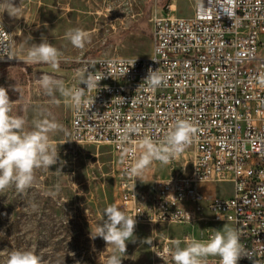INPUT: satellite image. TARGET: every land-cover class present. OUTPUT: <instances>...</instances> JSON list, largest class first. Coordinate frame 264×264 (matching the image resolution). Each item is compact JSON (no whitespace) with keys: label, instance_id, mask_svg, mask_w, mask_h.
Returning <instances> with one entry per match:
<instances>
[{"label":"built area","instance_id":"obj_1","mask_svg":"<svg viewBox=\"0 0 264 264\" xmlns=\"http://www.w3.org/2000/svg\"><path fill=\"white\" fill-rule=\"evenodd\" d=\"M185 1L187 13L176 14L173 4L154 13L150 54L79 58L71 89L86 88L77 70L104 78L86 90L87 103L77 107L70 99V138L109 144L120 156L117 206L136 224L228 223L250 254L238 264H264V0ZM3 9L0 62L16 64L21 58ZM149 69L166 82L151 87ZM177 120L195 128L192 143L167 164L183 173L157 178L152 195L141 199L140 180L128 169L146 151L145 138L158 144ZM217 184L231 188L210 194ZM173 241L153 245L154 264H174Z\"/></svg>","mask_w":264,"mask_h":264},{"label":"rangeland","instance_id":"obj_2","mask_svg":"<svg viewBox=\"0 0 264 264\" xmlns=\"http://www.w3.org/2000/svg\"><path fill=\"white\" fill-rule=\"evenodd\" d=\"M16 9L10 16L3 9L4 21L14 39V50L21 62H0V86L8 89L13 116H22L26 129L34 121L47 119L61 125L48 133L58 149L59 160L50 169L35 171V181L24 193L9 188L0 193V264H6L15 249L33 250L42 264H106L113 254L101 237L92 238L102 224L104 209L117 205L116 173L121 158L109 144H81L70 138V98L56 91L49 96L40 86V77L50 75L72 88L74 69L86 53L107 56H143L152 51L151 19L155 12L187 13L185 0H12ZM189 12V11H188ZM88 33L83 48L66 38L69 29ZM42 37L62 53L58 68L45 63L25 64L23 58ZM15 87L18 91L15 90ZM60 170V172L57 171ZM190 170H186L185 174ZM183 173L179 168L152 162L139 177L140 197L149 198L157 178ZM229 184L209 187L224 195ZM35 207H32V205ZM87 210V215H86ZM228 223L200 221L194 225L158 223L136 224L135 242H127L122 264H154L152 247L167 238L181 241L202 239L207 230H220ZM145 239L151 244L144 243ZM119 255V253H117Z\"/></svg>","mask_w":264,"mask_h":264},{"label":"clouds","instance_id":"obj_3","mask_svg":"<svg viewBox=\"0 0 264 264\" xmlns=\"http://www.w3.org/2000/svg\"><path fill=\"white\" fill-rule=\"evenodd\" d=\"M0 5H4V11L7 10L10 16L16 17L14 9L17 7L13 5L12 0H3ZM65 35L76 48H83L88 41V33L80 28L69 29ZM61 55L59 49L42 37L40 43H33L29 47L22 61L25 64L45 63L58 68ZM77 76L80 84L86 85V88L68 89L62 81L47 74L40 77L39 83L46 95L52 96L59 91L79 107L87 103L84 99L86 90L98 87L104 77L93 76L86 69L77 70ZM145 81L153 88L166 82L163 76L151 69ZM15 90L18 91L16 87ZM12 104L8 89L0 86V193L15 188L22 194L33 186L37 169H50V166L57 164L58 149L50 141L48 133L60 130L62 126L44 119L34 121L32 130H27L26 121L22 116L10 114ZM194 133L195 128L191 122L177 120L158 144L150 138H145L143 144L146 151L128 169L129 174L139 178L154 160L159 161L161 165L169 164L192 143ZM57 171L60 172L59 169ZM104 217L106 219L97 226L95 234L91 232V236L101 237L107 246H112L113 254L107 258L106 264H122L127 242H135L137 239L134 236L137 221L115 204H110L104 209ZM151 242L149 239L144 240V243ZM180 245V240L173 241L170 251L174 264H207L209 256L219 257V264H238L242 258H250L241 243L240 231L228 225L214 230L206 241L192 239L184 247ZM6 264H42V258L33 250L15 249L9 253Z\"/></svg>","mask_w":264,"mask_h":264}]
</instances>
